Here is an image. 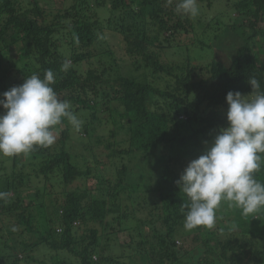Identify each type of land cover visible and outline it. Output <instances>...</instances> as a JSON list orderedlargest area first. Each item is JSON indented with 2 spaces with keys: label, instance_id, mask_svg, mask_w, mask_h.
<instances>
[{
  "label": "trees",
  "instance_id": "trees-1",
  "mask_svg": "<svg viewBox=\"0 0 264 264\" xmlns=\"http://www.w3.org/2000/svg\"><path fill=\"white\" fill-rule=\"evenodd\" d=\"M42 1L0 0V94L51 69L83 124L65 119L53 145L0 155V264H264V207L244 215L223 202L211 228L186 230L176 184L227 126V92L250 93L251 77L264 89V0H197L194 20L178 0ZM214 1L228 12L206 15ZM186 44L190 55L163 58ZM71 136L87 159L73 161Z\"/></svg>",
  "mask_w": 264,
  "mask_h": 264
},
{
  "label": "clouds",
  "instance_id": "clouds-1",
  "mask_svg": "<svg viewBox=\"0 0 264 264\" xmlns=\"http://www.w3.org/2000/svg\"><path fill=\"white\" fill-rule=\"evenodd\" d=\"M175 11L185 17L198 16L197 0H178ZM71 67L66 59L60 71ZM55 76L51 69L43 78L33 73L22 84L0 94L4 109L0 113V155L13 156L36 146L53 145L56 136L52 128L65 119L76 130L81 128L83 121L71 110L70 102L54 90ZM248 83L252 91L247 95L227 92V126L219 129L207 150L191 160L176 181L188 197L183 221L186 230L211 228L223 202L241 208L244 215L264 207V182L255 178L264 161V89L255 77ZM8 195L0 192V199Z\"/></svg>",
  "mask_w": 264,
  "mask_h": 264
},
{
  "label": "rangeland",
  "instance_id": "rangeland-1",
  "mask_svg": "<svg viewBox=\"0 0 264 264\" xmlns=\"http://www.w3.org/2000/svg\"><path fill=\"white\" fill-rule=\"evenodd\" d=\"M28 1H32V0H25V2H28ZM47 1H49V2H47ZM54 1V3L52 4L51 3V0H44V1H42L41 2V4H46L47 5V8L48 7H50V8H53V9H55V6H56V8H58V2L60 1V0H53ZM199 7V13H200V11H201V9H203L201 6H198ZM222 10H224V13H226V12H228L227 10H225V4H218V2H216V1H214V4L212 5V7L211 8H208V9H204V11H205V14L206 15H214V14H217V12L218 11H222ZM100 14V16L101 17H106L107 15L106 14H103L102 12H100L99 13ZM193 20H194V18H192ZM199 26V25H198ZM198 26L196 25V27L194 28V30L195 31H192V30H190L191 31V33L189 32H183V33H181L180 35H178L177 37H178V42H180V43H190L194 38H195V35L198 33ZM201 27V26H200ZM218 38V37H217ZM218 41H220V40H218ZM63 42V41H62ZM258 44H259V46L261 47V55H260V58H261V60H263L264 61V43L262 42V41H260V37H258ZM217 50V48L215 47V50L214 51H216ZM220 50H222V49H220ZM192 52L190 51V49H189V47L187 46V44L186 45H183V46H181V48H180V50H176V49H168V50H166V52H164V53H162L163 54V58H166V56H167V54H171V55H173V59H176V58H178L179 57V55H183V56H186L187 54H191ZM225 53V52H224ZM210 55H211V52L209 53ZM215 54V53H214ZM219 54H220V56H219ZM217 55H218V57H217V59L219 58V57H224V56H222L223 55V53L221 52H218L217 53ZM170 57H172V56H170ZM6 58V57H5ZM4 58V59H5ZM16 57L15 56H13V57H11V58H9L8 60H7V63L11 60V59H15ZM206 58L207 57H205L204 58V60H206ZM195 61H197V59H194L193 60V63H195ZM113 66H114V64H112ZM96 66V65H95ZM98 67V66H97ZM84 68H86V66H82V69H84ZM124 72L126 73V74H128L129 76H131V77H134V78H136V79H138V78H142V79H145V80H148L149 79V76L148 75H146V71L144 70V69H135V68H132L131 67V65H126L125 66V69H124ZM247 94H249V93H244V95H247ZM223 111H227V109H228V105H226V106H223ZM226 114H227V112H226ZM77 135H78V133H77ZM77 137V136H76ZM71 139H72V141H74L75 143H77L75 146H71V147H69L71 150H72V159H73V161L74 162H79V161H81V160H84V157L87 159L88 158V155L87 154H85V153H82L81 152V149L83 148V146H84V144H81L80 143V141H79V139H76L75 137H72L71 136ZM212 142V141H211ZM211 142L209 143V145L208 146H206L205 147V151L207 150V148L211 145ZM96 153H97V151H96ZM80 154V155H79ZM89 154V153H88ZM99 156L100 157H102L104 160L106 159V157L105 156H103V155H101V154H99ZM89 157H90V155H89ZM87 161V160H86ZM86 161H83V163L84 164H86ZM106 161V160H105ZM106 173H110V172H105V174ZM96 174H98V175H104V173L103 174H101V169H100V167H99V169H97V173ZM108 175H111V174H108ZM149 176V175H148ZM144 177H146V175H144ZM92 179H90V180H88L87 181V183H88V185H93V184H95L94 182H95V180H94V178L93 177H91ZM154 181H153V186H154V184H155V180H156V177L153 179ZM40 184V183H39ZM63 189V187H60V190H62ZM99 242H100V244H103L104 243V239L103 238H101L100 240H99ZM110 243H112V242H110ZM118 251H120V249H118ZM119 254V253H118ZM38 257H43L42 256V254H41V252L39 253V255H38Z\"/></svg>",
  "mask_w": 264,
  "mask_h": 264
}]
</instances>
